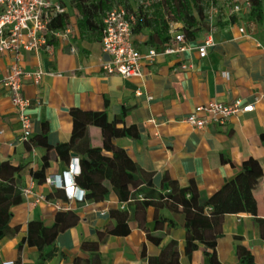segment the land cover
Listing matches in <instances>:
<instances>
[{
    "label": "crops",
    "instance_id": "crops-1",
    "mask_svg": "<svg viewBox=\"0 0 264 264\" xmlns=\"http://www.w3.org/2000/svg\"><path fill=\"white\" fill-rule=\"evenodd\" d=\"M235 17L236 22L228 15L219 18L221 22L214 34L216 44L207 56L200 57L194 49L180 55L159 54L152 64L145 65L144 76L129 78L105 72L103 63L110 56L103 51L101 39L82 35L76 20L68 38H59L56 44L38 52H23L26 70L41 68L45 72L39 84L26 80L23 87V94L30 101L27 113L31 117V136L40 135L46 122L47 140L55 146L71 139V108L106 111L109 121L120 119L126 109V124L135 125L139 137H118L113 142L124 148L144 170L154 172L155 189L169 191V184L164 181L167 175L180 186L196 185L202 195L210 197L240 174L248 162L249 183L259 214L264 216V141L261 138L264 133V32L255 34L246 28L243 16ZM224 21L228 23L222 25ZM150 31L144 28L134 34L135 45L141 51L154 46L147 42ZM207 32H202L199 38ZM11 60V54L0 53V79L8 74ZM237 99L254 104V110L234 114L224 123H210L203 128H195L186 121L187 114L199 105L211 100L231 103ZM20 134L21 122L10 93L1 87L0 161L8 160L15 166L23 164L20 182L32 192L11 208L10 226L19 229L1 239L0 264L5 260L36 264L38 248L27 242L19 248V244L27 235L30 221L52 225L60 210L67 211L57 207L56 201L62 206L69 204L78 221L60 232L55 240L58 251L65 256L57 252L44 264H75L77 258L87 260L96 252L90 242L99 240L98 231L117 224V213L112 216L111 211L124 209L131 216L128 220L131 231L110 234L99 242L103 264H210L205 243L197 240L198 247L190 253L186 251L184 213L170 204L158 210L151 205L142 214L136 202L121 201L114 190L101 201L69 202L63 189H53L46 182L38 183L31 170L42 166L46 150L36 146L35 153L29 151L27 143L19 139ZM88 138L91 145H101V128L90 125ZM51 155L47 176L68 168L55 151ZM39 195L45 199L37 200ZM157 213L158 218L164 215L173 219L177 226L169 227L165 223L157 228ZM222 232L216 245L222 264H239L238 245L252 252L256 264H264V239L255 216L248 212L225 213Z\"/></svg>",
    "mask_w": 264,
    "mask_h": 264
},
{
    "label": "trees",
    "instance_id": "trees-1",
    "mask_svg": "<svg viewBox=\"0 0 264 264\" xmlns=\"http://www.w3.org/2000/svg\"><path fill=\"white\" fill-rule=\"evenodd\" d=\"M116 0H76L75 8L79 17L77 26L82 35L102 38L103 18L106 12L115 5ZM216 0H161L153 3V8L147 4L134 7V1H123L124 7L133 10L138 16V21L133 27L134 33L150 28L148 44L160 46L170 38V22L182 23L181 29L187 38L194 40L204 31H209L210 23L207 22V9ZM257 23L264 22L263 0H252V7L247 13ZM236 14L229 18L236 22ZM244 17V15H241ZM229 21V20H226ZM224 21L222 25L228 23ZM220 23V19L216 20ZM70 23L68 12L57 14L49 23L51 30H65ZM58 39L49 36L47 42L56 44ZM73 130L69 142L52 145L47 140L48 125L43 123L40 135L31 136L26 141L29 151L36 146L45 148L42 166L38 170H31L33 178L38 183L45 182L46 171L50 167L52 151L57 157L67 163L71 161V153L79 154L80 173L76 175L78 186L86 190V198L101 201L107 198L109 192H117L121 201H134L137 208L144 214L146 208L155 206L158 210L164 205L174 206L184 213L185 227L187 229L186 251L192 252L198 247L197 240L205 243L206 254L210 264H222L217 256V238L222 232V221L225 213L248 212L259 221L261 235L264 239V216H260L257 199L249 183V164L245 162L244 170L233 180L227 182L222 189L208 197L202 195L196 185L180 186L167 175L164 181L169 184V191L163 192L155 189L153 184L154 172L144 170L135 163L124 148L117 146L113 139L118 137L138 138L139 131L135 125H127L125 121L126 109L122 117L109 121L106 111L83 110L71 108ZM95 125L101 128L103 142L99 146L90 144L88 128ZM264 141V133L261 135ZM111 153V154H107ZM23 164L17 166L10 161H0V241L8 234L16 232L19 227H11V208L24 201L23 185L20 174ZM17 175L16 179L14 177ZM53 192L48 196H52ZM66 197V196H65ZM117 213V224L114 227L99 230V240L90 242L94 250L87 260L77 258L75 264H103L98 252V244L110 234H128L131 229L128 224L129 210H112L111 215ZM156 217V227L162 228L166 223L169 227L177 226L173 219L162 215ZM78 221V217L71 210H60L52 225H45L42 221L32 220L28 223L27 235L22 239L19 248L25 242L38 248L36 264L52 258L57 252L64 257L63 252L55 246L57 235ZM144 227V225L141 223ZM86 246V244H83ZM239 264H256L252 252L242 245H238Z\"/></svg>",
    "mask_w": 264,
    "mask_h": 264
},
{
    "label": "built area",
    "instance_id": "built-area-1",
    "mask_svg": "<svg viewBox=\"0 0 264 264\" xmlns=\"http://www.w3.org/2000/svg\"><path fill=\"white\" fill-rule=\"evenodd\" d=\"M219 0L212 2L207 9V22L210 23L209 31L202 38L190 40L181 29L179 22H170V38L160 46H149L146 51H141L134 42L133 27L138 21V16L133 10L123 6L114 5L106 12L103 18L101 44L103 51L110 59L103 63L107 74H119L125 78L144 76V67L152 64L159 54L180 55L188 50H196L200 57L208 55L209 49L215 46L214 34L217 30L216 20L219 14L217 6ZM222 6L227 8V15H244L252 7V0H220ZM67 12L58 0H0V53L12 55L9 71L0 79V88L4 87L11 96L21 122L19 139L26 142L31 137V117L27 113L30 106L29 99L23 94L26 80L39 84L44 75V70L36 68L26 70L24 51H40L48 47L49 36L56 39L68 38L71 33L72 23L65 30H51L50 21L59 13ZM220 15V14H219ZM244 31V27H240ZM75 50L74 47L71 48ZM140 94L141 92L138 91ZM254 104H244L241 99L231 103L211 100L207 104L199 105L193 112L186 116V121L195 128H203L210 123H224L234 115L254 110ZM36 148H32L35 153ZM80 159L73 157L68 168L61 173L48 175L45 182L53 189H63L69 202L86 201V190L76 183V175L80 173ZM24 195H30L32 190L23 187ZM45 199L43 195L37 200ZM60 209H69V204L62 206L56 201ZM63 207V208H62ZM3 264H15L14 260H5Z\"/></svg>",
    "mask_w": 264,
    "mask_h": 264
},
{
    "label": "rangeland",
    "instance_id": "rangeland-1",
    "mask_svg": "<svg viewBox=\"0 0 264 264\" xmlns=\"http://www.w3.org/2000/svg\"><path fill=\"white\" fill-rule=\"evenodd\" d=\"M58 1L66 8L69 14L71 23L75 25V21L79 17L78 13L76 12V8H75L76 0H58ZM123 1L124 0H116L115 5L124 7ZM132 1H134V7H138L140 4H143V5L147 4L149 7L153 8L154 6L152 4L158 1H161V0H132ZM263 4H264V0H263ZM217 6L219 8L220 15L218 14L217 17H214V20L227 17V13L225 10L226 7L222 6V2L220 0L218 1ZM243 19H244V24L248 30H252L257 35H260L264 32V22L257 23L256 20L253 17H251L250 14H247V13H244Z\"/></svg>",
    "mask_w": 264,
    "mask_h": 264
},
{
    "label": "water",
    "instance_id": "water-1",
    "mask_svg": "<svg viewBox=\"0 0 264 264\" xmlns=\"http://www.w3.org/2000/svg\"><path fill=\"white\" fill-rule=\"evenodd\" d=\"M72 155H73V157H78L77 154H75V153H73Z\"/></svg>",
    "mask_w": 264,
    "mask_h": 264
}]
</instances>
